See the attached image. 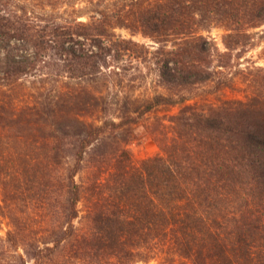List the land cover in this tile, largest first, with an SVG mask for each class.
<instances>
[{
  "label": "trees",
  "instance_id": "obj_1",
  "mask_svg": "<svg viewBox=\"0 0 264 264\" xmlns=\"http://www.w3.org/2000/svg\"><path fill=\"white\" fill-rule=\"evenodd\" d=\"M130 1L136 11L127 14L145 34L179 35L161 68L159 82L167 93L138 96L121 91L118 82L107 93L82 82L27 91L32 77L51 83L70 73L83 80L109 68L112 53L106 44L113 41L108 26L114 16L99 12L102 18L93 17L82 34L75 31L77 24L67 31L53 17H41L30 10L31 2L16 10L0 0V133L9 136L7 143L19 156L10 165L41 183L38 179L56 164L66 139L74 138L80 155L87 148L112 178L101 186L116 204H104L94 218L104 239L171 232L192 264H264V89L246 101L217 106L190 104L183 93L213 78L208 62L215 47L195 30L221 23L231 31L226 38L239 32L249 36V29L264 22V0H157L153 6L147 5L150 0ZM124 44L131 52L140 47L131 40ZM179 104L183 108L170 119L172 136L161 139L162 154L136 166L122 134L146 114ZM43 129L50 131L48 141L33 140ZM30 147L42 152L22 153ZM4 163L5 157L0 167ZM74 176L67 198L70 219L79 196ZM43 253H37V264Z\"/></svg>",
  "mask_w": 264,
  "mask_h": 264
},
{
  "label": "rangeland",
  "instance_id": "obj_2",
  "mask_svg": "<svg viewBox=\"0 0 264 264\" xmlns=\"http://www.w3.org/2000/svg\"><path fill=\"white\" fill-rule=\"evenodd\" d=\"M16 1L12 6L10 0H4L9 8L2 7L25 9L24 6L31 2L30 10L41 17H53L62 26H67V31L77 24L74 29L82 34L87 33V23L92 22L93 17L102 18L101 13L114 16L108 26V35L113 41L106 44L109 45L106 49L112 53L107 59L109 68L83 80L73 78L70 73H63L61 81L55 79L51 83L32 77L27 91L35 92L37 87L51 85L66 88L82 82L96 93H107L108 87H114L118 82L121 91L138 96L167 93L159 82L161 68L168 58V51L176 47L179 35H169L167 30L162 32H167L163 35L145 34L136 19L127 14L136 11L130 0ZM156 2L150 0L147 5L152 3L153 6ZM195 31L208 38L215 47L213 61L208 62L213 78L208 83L187 87L183 93L191 98L188 103L217 106L229 100L246 101L259 89H264V22L249 29V36L239 32L226 38L231 31L221 23ZM125 40L138 43L139 50H124ZM37 73L40 76L43 72ZM182 108L179 104L150 112L129 132L122 134L120 140L127 141L136 166L162 154L161 139L172 136L170 119ZM96 116L101 117L100 112ZM96 116L88 114L92 120ZM81 117L87 119V114ZM49 134L48 129L38 130L33 140L40 143L46 137L48 141ZM1 135L0 161L5 157L6 164L0 167V264H37L35 257L41 249H44L41 264H192L191 259L177 248L175 235L171 232L125 241L117 237L103 238L95 228L94 218L101 214L104 204H116L105 185L101 186L112 178L109 168H100L95 157L87 153V148L83 149V156L80 155L81 149L76 148L74 138L66 139L56 164L50 167L45 178L38 179L41 183H37V180H28V174L21 168L10 165L18 162L19 156L7 143L9 136ZM41 152L30 147L24 148L22 153L35 155ZM73 175L79 196L76 215L70 219L67 198Z\"/></svg>",
  "mask_w": 264,
  "mask_h": 264
}]
</instances>
